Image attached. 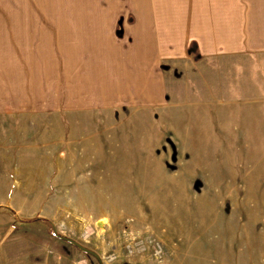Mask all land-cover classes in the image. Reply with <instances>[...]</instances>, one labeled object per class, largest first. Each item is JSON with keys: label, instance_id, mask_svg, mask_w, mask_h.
<instances>
[{"label": "rangeland", "instance_id": "rangeland-1", "mask_svg": "<svg viewBox=\"0 0 264 264\" xmlns=\"http://www.w3.org/2000/svg\"><path fill=\"white\" fill-rule=\"evenodd\" d=\"M82 5L0 0V264H264V52L190 49L153 101L90 103L52 84Z\"/></svg>", "mask_w": 264, "mask_h": 264}, {"label": "crops", "instance_id": "crops-1", "mask_svg": "<svg viewBox=\"0 0 264 264\" xmlns=\"http://www.w3.org/2000/svg\"><path fill=\"white\" fill-rule=\"evenodd\" d=\"M97 1L62 8L50 23L60 51L50 57L52 84L99 94L90 103L153 101L166 91L168 71L196 62L192 43L199 59L264 52V0Z\"/></svg>", "mask_w": 264, "mask_h": 264}, {"label": "water", "instance_id": "water-1", "mask_svg": "<svg viewBox=\"0 0 264 264\" xmlns=\"http://www.w3.org/2000/svg\"><path fill=\"white\" fill-rule=\"evenodd\" d=\"M9 209V208H8ZM10 211H12L11 209H9ZM68 239V238H67ZM70 242H72L73 244H75V245H77L81 250H83V251H85V252H87V253H89V254H92V255H95V253L92 251V250H90V249H88V248H86V247H84V246H81L80 244H77L76 242H74V241H72V240H70V239H68Z\"/></svg>", "mask_w": 264, "mask_h": 264}, {"label": "trees", "instance_id": "trees-1", "mask_svg": "<svg viewBox=\"0 0 264 264\" xmlns=\"http://www.w3.org/2000/svg\"><path fill=\"white\" fill-rule=\"evenodd\" d=\"M118 34H119V32H118ZM195 48V44L194 43H192L191 45H190V48H189V50L190 49H194Z\"/></svg>", "mask_w": 264, "mask_h": 264}]
</instances>
